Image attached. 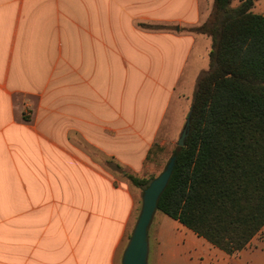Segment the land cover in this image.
<instances>
[{"label": "crops", "instance_id": "obj_1", "mask_svg": "<svg viewBox=\"0 0 264 264\" xmlns=\"http://www.w3.org/2000/svg\"><path fill=\"white\" fill-rule=\"evenodd\" d=\"M212 6L0 0V264H121L137 187L114 174L144 177L160 130L185 122L198 60L190 90L182 73L211 48L189 30Z\"/></svg>", "mask_w": 264, "mask_h": 264}, {"label": "trees", "instance_id": "obj_2", "mask_svg": "<svg viewBox=\"0 0 264 264\" xmlns=\"http://www.w3.org/2000/svg\"><path fill=\"white\" fill-rule=\"evenodd\" d=\"M253 5L213 0L207 20L189 30L210 37L209 68L197 78L189 135L171 153L173 172L156 207L226 254L264 227V16ZM125 178L143 190L155 177Z\"/></svg>", "mask_w": 264, "mask_h": 264}, {"label": "rangeland", "instance_id": "obj_3", "mask_svg": "<svg viewBox=\"0 0 264 264\" xmlns=\"http://www.w3.org/2000/svg\"><path fill=\"white\" fill-rule=\"evenodd\" d=\"M238 4V1H233L231 6L235 8ZM251 11L254 14L264 16V0H254ZM199 42L210 43V39L207 37L203 39L197 38L196 43ZM206 48L210 49L208 45ZM206 50L204 51L200 47L197 49L196 45L184 68L182 73L183 77H185L184 83L189 86V90L193 81L190 80L192 79L191 76L195 73L191 67L193 65L191 60H198V68L201 70L199 72L206 71L209 67L208 55H205ZM195 83L196 81L191 85L192 97ZM189 104L190 101L188 100L184 113H187ZM183 124L179 123L175 130H160L157 142L150 150L146 163V172L142 178L157 177L163 171L172 151L176 148L177 139ZM114 178L118 182L123 180L125 183H130L127 179H122L117 173L114 174ZM142 191L140 188L135 190L136 203L130 232L141 207ZM260 235H263V233H259ZM147 239L149 248L148 264H264V241L257 242L241 252L226 254L158 210H155L147 229Z\"/></svg>", "mask_w": 264, "mask_h": 264}, {"label": "water", "instance_id": "obj_4", "mask_svg": "<svg viewBox=\"0 0 264 264\" xmlns=\"http://www.w3.org/2000/svg\"><path fill=\"white\" fill-rule=\"evenodd\" d=\"M176 30H178V28H176ZM191 111L192 107L187 114L177 139L176 148H182L185 145V141L189 135ZM174 164L175 156L173 155L169 158L163 171L143 189L140 212L130 233L129 240L123 250L121 264H148L149 248L147 229L156 210L158 198L171 177Z\"/></svg>", "mask_w": 264, "mask_h": 264}]
</instances>
